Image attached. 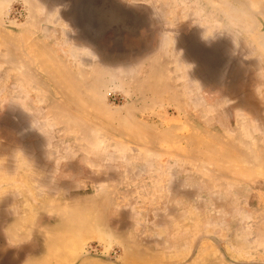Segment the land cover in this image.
I'll use <instances>...</instances> for the list:
<instances>
[{
    "label": "rangeland",
    "instance_id": "374dc122",
    "mask_svg": "<svg viewBox=\"0 0 264 264\" xmlns=\"http://www.w3.org/2000/svg\"><path fill=\"white\" fill-rule=\"evenodd\" d=\"M119 1L0 0V264H264V0Z\"/></svg>",
    "mask_w": 264,
    "mask_h": 264
},
{
    "label": "water",
    "instance_id": "95a60500",
    "mask_svg": "<svg viewBox=\"0 0 264 264\" xmlns=\"http://www.w3.org/2000/svg\"><path fill=\"white\" fill-rule=\"evenodd\" d=\"M101 2L113 3L117 7L118 14L99 13L95 4L100 5ZM73 10L76 12L77 25L81 28L83 34L86 35L85 40L95 47L98 46L99 39L95 38L94 35L102 34L110 25L116 26L121 22L123 23L120 19L124 16L122 13L125 12L128 16L130 15L128 11L123 10L114 0H75Z\"/></svg>",
    "mask_w": 264,
    "mask_h": 264
},
{
    "label": "flooded vegetation",
    "instance_id": "af4514ba",
    "mask_svg": "<svg viewBox=\"0 0 264 264\" xmlns=\"http://www.w3.org/2000/svg\"><path fill=\"white\" fill-rule=\"evenodd\" d=\"M114 1L117 2L119 6L123 8V10L128 11L130 15L128 16L125 12L122 13L124 16L120 19L123 21V23L121 22L116 26L110 25L109 27L105 29V31L102 34L94 35V37L97 39H101L106 34L110 33V34H113L111 36L113 37L111 41L119 44L121 42L123 35L125 34L136 35L141 29V27H144L145 19H144V16L140 14L139 12L137 13V11L133 7L122 4L119 0H114ZM113 5H114L113 3L108 4L107 2H101L100 5L95 4L97 9L99 10V13H105L108 15L118 14L117 12L118 10H116L117 7Z\"/></svg>",
    "mask_w": 264,
    "mask_h": 264
},
{
    "label": "bare ground",
    "instance_id": "6f19581e",
    "mask_svg": "<svg viewBox=\"0 0 264 264\" xmlns=\"http://www.w3.org/2000/svg\"><path fill=\"white\" fill-rule=\"evenodd\" d=\"M233 18H234V17H233ZM235 20H238V19L235 18Z\"/></svg>",
    "mask_w": 264,
    "mask_h": 264
},
{
    "label": "crops",
    "instance_id": "0c3cea01",
    "mask_svg": "<svg viewBox=\"0 0 264 264\" xmlns=\"http://www.w3.org/2000/svg\"><path fill=\"white\" fill-rule=\"evenodd\" d=\"M1 184V183H0Z\"/></svg>",
    "mask_w": 264,
    "mask_h": 264
}]
</instances>
